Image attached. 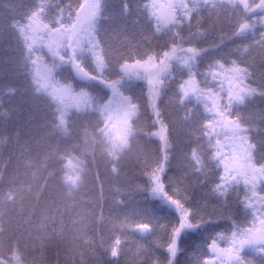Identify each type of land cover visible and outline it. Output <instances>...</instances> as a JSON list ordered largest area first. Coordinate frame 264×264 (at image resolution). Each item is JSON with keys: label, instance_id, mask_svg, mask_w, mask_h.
Listing matches in <instances>:
<instances>
[{"label": "trees", "instance_id": "obj_1", "mask_svg": "<svg viewBox=\"0 0 264 264\" xmlns=\"http://www.w3.org/2000/svg\"><path fill=\"white\" fill-rule=\"evenodd\" d=\"M83 2L0 0V264H113L109 256L113 248H118V264H143L148 257L139 247L142 243L164 264L180 214L169 200L136 191L139 183H147L145 169L165 155L166 145L174 147L164 176L167 194L178 198L175 189L189 185L188 199L181 201L193 214L194 224L204 193L218 180L215 167L210 166L208 180L200 175L202 160L207 161L203 125L208 114L195 102H181L176 83L180 77H169L163 90L158 84L153 95L150 73L125 67L144 61L166 44L162 34L146 39L150 25L138 7L141 0H128L127 15L124 0H106L109 39L104 51L94 50V63L89 51L79 61L68 56L53 67L45 31L35 43L31 40L34 13L44 23L42 9L49 19L57 20L61 9L66 17L69 6ZM204 15V27H211L198 42L208 49L199 57L198 73L206 72L216 60L243 59L254 84L264 83V47L245 48L260 39L264 28L257 25L214 48L222 35L231 34L239 18L227 12ZM70 61L71 68H61ZM44 71L51 90L39 82L37 74ZM216 83L219 88V80ZM60 90L68 92L67 98L61 99ZM110 91L131 103H113L104 109L100 101ZM118 107L128 110L121 134L113 129ZM238 111L255 145L251 154L258 166L264 162V96L252 95ZM161 127L164 140L158 134ZM242 192L237 188L229 196L230 216L206 217L175 236L179 249L175 264L213 260V240L219 248L228 246L217 239L218 234H230L234 226L244 227L252 220L251 210L239 203ZM149 220L165 230L139 235L137 225ZM157 235L162 247L151 242ZM254 259L264 264V258Z\"/></svg>", "mask_w": 264, "mask_h": 264}, {"label": "clouds", "instance_id": "obj_2", "mask_svg": "<svg viewBox=\"0 0 264 264\" xmlns=\"http://www.w3.org/2000/svg\"><path fill=\"white\" fill-rule=\"evenodd\" d=\"M257 4H260V0H251L249 2L248 8L245 9L241 0H172V6L175 9V20L170 24H161L155 17L151 16L148 9L144 7V3H139V9L144 13L147 18V22L150 27H148V32L146 39H151L153 37H158L161 34L166 38V44L163 48L158 51L149 53L148 56H155L157 62L161 59L165 61L166 67L163 71L157 69L155 72L147 74L148 76H156L159 81V88L163 90L166 87L169 77L174 75L179 76L180 78L176 80L177 83V93L180 97L181 102L187 101L189 103L195 102L197 105L202 107L204 113H207L205 121H211L216 119L215 114L206 111L205 101L202 98H198L197 95L189 94L185 97L181 91V87L185 80L187 79H197L199 92L203 94L206 90H217L218 95H222V104L227 106L229 100L227 97L226 89H222L219 84L217 88L216 81L207 77L204 73H198V60L201 54L199 52H189V47H194L199 50L203 47L198 46V42L202 41L204 37L208 34L209 28L204 27L205 12L209 17L214 14L218 16L221 12H227L229 15L235 13L238 16V20H243L251 25H254V29L259 25L264 28V19H257V17L264 18V4H260L259 7H256ZM97 8L96 15L92 17L91 21L85 24H78L77 19L83 17L84 15V6L82 4L72 7L69 6L67 10V16L63 15L64 9L60 10L59 18L57 20L49 19L46 12L41 10V20L49 25V28L45 30V33L42 35H47L48 44H46L47 55L53 59V67L56 66V61L60 60L61 62L65 57L71 56L73 59L79 61L81 55L85 52L91 51L92 55L90 57L91 61L95 62V49L104 51L107 40L109 39V33L105 27L106 23L110 21V16L106 12V0H90V5ZM130 12V7L128 0H124L123 4V13L127 15ZM259 14V15H257ZM67 29V31H65ZM250 28L249 30H254ZM244 35V34H242ZM241 35V36H242ZM224 39H227L225 37ZM172 48H176V53L173 56L165 57V51L171 52ZM235 60L238 65L242 68V75L246 76L245 83L249 85H254L260 92L264 93V83L254 84L252 74L251 77H247L246 67L247 64L243 59H230ZM229 60V61H230ZM228 62H224L228 64ZM143 62V61H138ZM70 66L71 61L68 64H61V68ZM78 76V73H77ZM252 96V95H251ZM249 95H244L243 102L232 101L231 102V111L228 113L230 119H237L238 123L241 125V130L239 132L233 133L230 129H224L223 127L213 136L211 139L207 135L209 129L203 125L204 135L208 136L206 142V151L207 161L205 158L202 160V170L200 175L203 176L204 181L209 179L210 175V166L215 167L219 170L218 180L215 183H212L208 190L204 193L205 199L202 202L201 209L195 213V224L193 227L198 226L200 223L204 222L206 217L213 215H219L221 217L230 216V201L229 196L234 193V190L237 188H242V196H239V203L247 210L243 201L246 197L250 195L251 186L245 185L242 181L237 178V181H234L226 188H220L221 183L220 177L223 175V168L221 167L220 160L224 156H231V151L234 147L232 143V138L235 136H244L247 135V132L244 131V120L238 111L240 106L245 105L246 101L251 97ZM264 96V95H261ZM101 105L104 109H107L113 103H121L124 105L130 104L131 100L128 97L120 96L118 97L115 93L109 92L108 96L101 98ZM220 139L222 142L227 140L225 143V155L221 156L220 159L215 157V152L218 150L214 147L216 139ZM174 147L171 145L165 146V155L157 157L152 161V163L145 169L144 176L147 181L146 185L139 183L136 186V191L138 193H148L150 196H162L164 199L167 198L164 195L157 194L152 191L154 184L151 179V175L154 170L161 169L160 172L161 180L160 182L165 186V193H167V186L164 180L165 173L167 171L168 163L173 155ZM205 157V156H204ZM256 167L264 166V162H260L259 165L253 162ZM262 175H264V170H262ZM196 184H201L194 182ZM189 190V185L184 184L182 187H177L174 191V194L180 200H187L188 196L186 195ZM258 191L264 192V179L260 180V185ZM168 195V194H167ZM243 197V199H241ZM215 200L216 203H211L210 201ZM261 209H264V200L260 202ZM194 219L193 214L191 213L190 221ZM146 225L145 229L141 231L138 229V234L141 236H147L152 233H162L165 230L164 225H157L155 222L140 223ZM175 229H172V234L169 237L168 245L175 239ZM232 233V231L230 232ZM238 238L247 239V233L241 229L237 233ZM218 240H222L225 243L229 242V234L220 233L217 237ZM157 246H163L160 243L159 235L155 236L151 241ZM213 243H217V240H213ZM168 258L164 264H175L176 255L179 251L178 246L175 255L173 256L168 251ZM140 249L143 251L144 255L148 257L143 264H160L159 261L154 259L151 254V250L144 244L139 245ZM252 253L251 255H245V253ZM254 254V255H253ZM109 256L112 259L113 264H118L119 257H113L111 251H109ZM259 256L264 258V242H261L256 245L246 244L237 250V257L234 260H231V264H257L254 257ZM206 264V261H205ZM219 264H225L223 258L219 260Z\"/></svg>", "mask_w": 264, "mask_h": 264}, {"label": "snow or ice", "instance_id": "obj_3", "mask_svg": "<svg viewBox=\"0 0 264 264\" xmlns=\"http://www.w3.org/2000/svg\"><path fill=\"white\" fill-rule=\"evenodd\" d=\"M245 9L248 8L249 0H241ZM260 4H264V0H260ZM260 4H257L256 7H259ZM84 6V15L77 19L78 24H85L91 21L92 17L96 15L97 8L89 6L90 0H84L82 3ZM144 7L148 9L151 16L155 17L161 24H170L175 20V9L172 6V0H166L165 3H160L159 0H147ZM36 28L41 32L47 30L49 25L46 23H41L39 19V14L34 13L32 17ZM257 19H264L257 17ZM250 28L254 29V25L250 23L238 20L234 29L230 35L227 36V40H232L235 37L241 36ZM67 31V29H65ZM35 43V40L33 41ZM225 44L224 36H221L219 43L213 44L212 47L218 48ZM254 45H260L264 47V32L260 33V39L258 41H253L249 45L245 46L246 50ZM189 52H203L208 51L207 48L195 49L194 47L188 48ZM176 48H172L171 52L165 51L164 56L170 57L175 55ZM128 67H140L143 68L146 72L151 73L152 70L160 69L163 71L166 67L165 61L161 59L159 63L157 62L155 56H148L143 62H137L136 65H125ZM247 77H251V69L246 67ZM242 68L235 60H230L228 64H225L222 60H216L214 64L210 65L208 70L204 74L211 78L214 81L219 80L220 87L224 88L225 82L227 83V97L229 104L227 106L222 104V95L217 94V90H206L203 94L199 92L197 79H187L181 87V91L185 97L189 94L197 95L198 98H202L205 103L206 111L215 114L216 119L211 121H205V127L210 131L207 134L211 139L215 134L220 130L221 127L224 129H230L233 133L239 132L241 130V125L238 123L237 119H230L228 113L231 111V102H243L244 95H264L260 92L254 85H249L245 83L246 76L241 74ZM148 84L151 86L150 90L153 95L156 94V88L159 84V81L156 76H149ZM244 131L247 132V128L244 127ZM159 136L161 140L165 139V128L161 127L159 131ZM228 141H221L216 139L214 147L218 149L215 152V157L220 159L221 156H224L223 149L225 143ZM232 143L234 145L233 152L231 156H224L220 160V164L223 167V175L220 177L221 183L220 188H226L228 185L237 181L239 178L245 185L251 186V192L248 197L243 201L246 208L250 209L252 212V220L245 225L244 227L234 226V230L229 234L228 246L225 248L217 247V243H211L210 249L215 253L216 258L224 257L226 260H234L237 257L238 248L250 244L256 245L261 242H264V209L257 207V204L264 200V192L258 191L260 180L264 179L262 175V170L264 166L256 167L254 165V157L252 152L255 150V145L250 143V137L248 135L244 136H235L232 138ZM194 159L195 153L193 154ZM161 169L154 170L151 179L154 184L152 191L164 195L167 200L170 201L172 205L179 211L180 214V223L179 226L175 229V236H178L182 229L191 228L193 224L190 222L191 212L188 208L184 206L182 201L177 198H172L165 193V186L160 182ZM146 225L139 224L137 228L143 231ZM243 229L247 233V239H240L237 236V233ZM119 244V241H116ZM177 250V241L173 239L172 242L168 245V251L174 256ZM113 257L118 256V248H113L111 252ZM206 264H213V260L209 259L206 261Z\"/></svg>", "mask_w": 264, "mask_h": 264}, {"label": "rangeland", "instance_id": "obj_4", "mask_svg": "<svg viewBox=\"0 0 264 264\" xmlns=\"http://www.w3.org/2000/svg\"><path fill=\"white\" fill-rule=\"evenodd\" d=\"M159 2L160 3H165L166 0H159ZM35 28L36 27H33L32 29L29 30V32H30V38H31L32 41L39 39L40 32H41L39 30H35L34 31ZM37 76H38L39 82L45 88L50 89V90L52 89L50 80H48V75H47V73H45V71H44V73L38 72ZM226 85H227V83H226ZM59 92H60V95H62L61 96V99H63L64 97L67 98V93L68 92H66L64 90H60ZM127 119H128V110H127V108H125V107H118V109L115 111L114 118H113V129H114V131L116 133L121 134V133H123V131H125L126 126H127ZM233 148L230 149L231 154L233 152ZM223 154L225 155V148L223 149ZM157 197H162V196H159L158 195ZM257 207L261 209L260 203L257 204ZM214 255H215V253H214ZM221 258L224 259L225 264H230L231 263V261L226 260L224 257H220L218 259L215 257L213 259V264H219V260Z\"/></svg>", "mask_w": 264, "mask_h": 264}]
</instances>
